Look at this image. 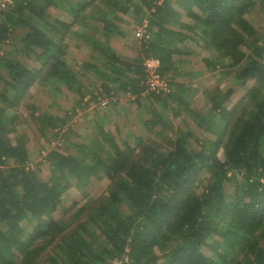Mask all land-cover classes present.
<instances>
[{"label":"trees","instance_id":"1","mask_svg":"<svg viewBox=\"0 0 264 264\" xmlns=\"http://www.w3.org/2000/svg\"><path fill=\"white\" fill-rule=\"evenodd\" d=\"M56 9L67 18L51 17ZM122 16L148 23L126 53L114 43L126 36ZM77 33L76 50L98 65L87 88L68 42ZM194 42L210 51L208 71L219 73L203 109L192 106L194 85L176 81L194 77L186 52ZM148 59L160 61L170 93L147 90ZM238 88L245 95L232 103ZM46 95H73V107L44 112L36 98ZM118 95L148 110L146 132L132 141L106 129L99 106L86 112ZM187 108L190 122L169 137L166 113L179 118ZM80 111L95 136L61 132ZM29 121L42 146L36 167L20 132ZM0 264H264V0L5 2Z\"/></svg>","mask_w":264,"mask_h":264},{"label":"rangeland","instance_id":"2","mask_svg":"<svg viewBox=\"0 0 264 264\" xmlns=\"http://www.w3.org/2000/svg\"><path fill=\"white\" fill-rule=\"evenodd\" d=\"M49 13L51 17H61L62 19L67 18L65 13L59 9L51 10ZM122 19L123 22L120 24L123 29L122 32L125 33L126 36L116 39L117 41L115 40L114 43L117 47L121 48V51H124L126 53L129 52V50H133L131 48V45L134 44L133 41L138 39L136 36V32L141 27V25L139 20H135L131 16H122ZM68 42L75 50L76 48H80L82 43L80 33H77L72 39H69ZM75 50V60L84 64V67L81 69V75L79 79L82 87L87 88L88 86H90V84L94 83V78L96 75L94 69H96L98 65L89 58V55L87 53L82 52L78 49L76 51ZM186 52L190 53V57H188V60L190 61L188 69H190L189 71L194 72V77H179L176 81L179 83H184L185 85L191 82L194 85L192 89L198 90V93L196 94V96H194V99L191 102L192 106L195 109H203L205 105L203 101L204 91L209 86L217 84L219 73H210L206 65L203 63V59L209 57L210 51L206 50L201 43L194 42L188 44ZM192 92L193 91L189 92L190 95L193 94ZM244 95L245 92L242 89L238 88L236 94L232 97V103H237ZM117 97L120 98L119 104L113 105L114 103H116V101H118ZM117 97L111 99L113 104H111L110 107L102 105V103H100L99 101L98 103L92 104L86 112L90 113L99 106V108H101V111L103 112L106 129L110 130L118 140L125 139L132 141L134 139H137L139 136L144 134V132H146V129L144 128V121L148 117V110L146 111L145 109H139L135 105V103L132 102V98L129 95H118ZM69 98L70 99L60 98L58 100H52L46 95L38 96L36 98V102L40 110L49 112L53 115L62 116L65 111H70V109L73 107V99L75 97L73 95H70ZM173 99L176 102L181 101L178 97H174ZM188 110L189 108L181 112L182 116H180L179 118H175L171 110L166 113L167 119L173 126L172 129H169L165 132L169 137L176 136L178 131L182 129L181 124L183 120L185 118L188 119V117H186V113ZM85 114V111H80L71 123L61 128V132L64 133L66 131H71L72 137L77 140H79L80 138L87 139L90 135L95 136V130L92 128L90 119H86ZM188 121L190 122V119H188ZM20 132L24 133L27 136L28 145L31 150L30 161L28 165L31 167H36L37 164L43 159V155H40L42 146L39 143V128H37L36 125L29 121L23 124L22 128H20ZM158 138L159 137H157V139ZM158 141L161 143L162 138H159ZM52 146H49L48 149H52ZM90 146L94 147L97 146V144L95 143V141H91ZM42 167V176L46 178V176L49 175L48 166L46 164ZM107 183V180H104L102 182L104 186L107 185Z\"/></svg>","mask_w":264,"mask_h":264},{"label":"built area","instance_id":"3","mask_svg":"<svg viewBox=\"0 0 264 264\" xmlns=\"http://www.w3.org/2000/svg\"><path fill=\"white\" fill-rule=\"evenodd\" d=\"M7 1L8 0H0V9L5 7V2ZM147 24V22H144V24H142V26L137 30L136 36L138 39H142L144 37L146 33ZM159 66L160 61L157 59H148L145 61L144 67L147 73V90L156 94H168L171 92L169 81L166 77H163L158 73ZM107 103V100L103 101L102 105L106 106Z\"/></svg>","mask_w":264,"mask_h":264}]
</instances>
